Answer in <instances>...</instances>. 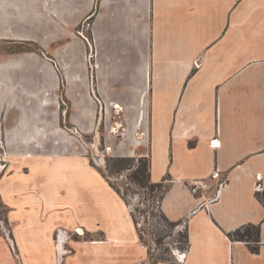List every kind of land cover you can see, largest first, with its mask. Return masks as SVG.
<instances>
[{
    "label": "crops",
    "instance_id": "crops-1",
    "mask_svg": "<svg viewBox=\"0 0 264 264\" xmlns=\"http://www.w3.org/2000/svg\"><path fill=\"white\" fill-rule=\"evenodd\" d=\"M86 17L99 52L101 103L136 111L134 135L121 155L148 157L151 181L166 188L163 214L185 223L189 244L182 264H264V0H0L1 44L68 40L80 44L83 61L85 37L77 27ZM0 73V110L48 107L40 87L11 89L12 78ZM17 94L22 100H14ZM3 116L0 139L8 123ZM39 121L21 124L20 142L26 126ZM69 158L19 154L13 165L30 171H15L1 183L3 199L34 217L16 234L24 263L57 264L51 227L60 212L67 217L80 205L100 223L86 230L91 239L75 246L66 264H149L114 188ZM216 169L228 176L218 200L191 191L189 179L209 178ZM43 208L49 217L41 222L36 217ZM248 224L261 227L259 252L229 236ZM4 252L1 246L0 264L7 263ZM175 263L173 254L156 264Z\"/></svg>",
    "mask_w": 264,
    "mask_h": 264
},
{
    "label": "rangeland",
    "instance_id": "rangeland-1",
    "mask_svg": "<svg viewBox=\"0 0 264 264\" xmlns=\"http://www.w3.org/2000/svg\"><path fill=\"white\" fill-rule=\"evenodd\" d=\"M91 21L86 17L77 27V33L85 37L83 61L79 60L83 53L80 44L68 40H37L42 45L37 44L44 46V52L39 53L30 50L33 44L29 40H7L4 44L0 40V51L9 52L0 54L2 78L5 79L4 74L12 78L8 80L11 89L28 91L34 85L36 89L40 87L43 98L49 102L48 107L42 109L0 110L4 114V123L8 122L0 139V245L6 251V264H25L26 254L22 253L16 234L34 219L23 205L7 203L1 192V183L7 175L30 171L28 166L13 165L12 160L19 154H68L72 163L85 166L97 180L113 187L132 227L148 249L149 264H156L161 258L172 259V248L186 245V227L164 219L158 203L164 193L157 187L153 189L150 184L144 187L133 178L135 168L140 164L138 156H133L136 160L131 163L132 168L129 165L118 168L116 165V158L128 156L121 154L134 135L131 120L136 111L108 108L101 103L96 85L99 52L91 33ZM34 66L37 67L35 71ZM83 90L87 93L89 90V101L83 97ZM14 100L22 99L17 94ZM36 121L39 124L26 126L27 138L23 139L24 143L20 142L22 134L18 128L21 124ZM89 200H93L92 195ZM71 208L67 217L72 216L75 221H68L66 214L60 212L55 217L56 225L51 227L53 235L48 238L57 250V264H66L65 257L74 252L75 246L84 239H91L86 230L92 228L91 224L100 223L91 210L88 216L83 215L80 205ZM39 211L36 218H42L41 222L49 217L46 208ZM112 212L118 213L116 204L112 205ZM80 227L84 234L76 232ZM25 241L27 248L29 238Z\"/></svg>",
    "mask_w": 264,
    "mask_h": 264
},
{
    "label": "trees",
    "instance_id": "trees-1",
    "mask_svg": "<svg viewBox=\"0 0 264 264\" xmlns=\"http://www.w3.org/2000/svg\"><path fill=\"white\" fill-rule=\"evenodd\" d=\"M30 44H33V46L30 48V50H35L38 52H44V48L37 44L36 42H30ZM136 158L133 156H123L118 157L115 159L116 165L118 168H124L129 165V168H132L133 165L131 164L133 161H135ZM138 161L140 164L136 166L135 168V174L134 179L137 183L140 185L146 187L147 185H151L153 189L156 187L160 189L163 193L165 192L166 188L164 183H154L151 181V172H150V161L148 157L140 156L138 157ZM164 219L171 223V224H178L177 222L170 221L168 218L164 216ZM230 238L233 240H239V241H245L248 243L250 249L253 252H259L260 251V245H261V227L259 224H248L244 225L242 227L237 228L235 231L229 234ZM185 244H189L188 240V233L185 234ZM185 245V246H186ZM184 247V246H182ZM171 259L167 258H161L159 261H170ZM158 262V261H157Z\"/></svg>",
    "mask_w": 264,
    "mask_h": 264
},
{
    "label": "built area",
    "instance_id": "built-area-1",
    "mask_svg": "<svg viewBox=\"0 0 264 264\" xmlns=\"http://www.w3.org/2000/svg\"><path fill=\"white\" fill-rule=\"evenodd\" d=\"M214 144H219L217 139L213 140ZM228 181V176L223 174L221 170L216 169L214 172L207 177H199V178H192L188 180V184L190 185L191 191L195 194L200 193L205 200H218L221 196V191L225 187ZM208 191H213L212 195H208ZM159 206L162 208V200L158 201ZM182 226V225H181ZM185 226V223H183ZM173 254L176 259L175 264H182L185 262L187 257L188 251V244L185 247H179L172 249Z\"/></svg>",
    "mask_w": 264,
    "mask_h": 264
},
{
    "label": "bare ground",
    "instance_id": "bare-ground-1",
    "mask_svg": "<svg viewBox=\"0 0 264 264\" xmlns=\"http://www.w3.org/2000/svg\"><path fill=\"white\" fill-rule=\"evenodd\" d=\"M83 230H84V229H82V228L80 227L78 230H76V232H78V233H80V234H84Z\"/></svg>",
    "mask_w": 264,
    "mask_h": 264
}]
</instances>
